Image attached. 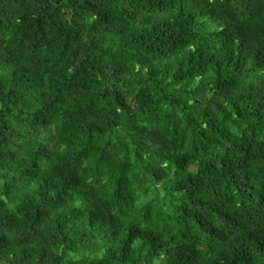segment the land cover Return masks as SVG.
Listing matches in <instances>:
<instances>
[{"label": "trees", "instance_id": "trees-1", "mask_svg": "<svg viewBox=\"0 0 264 264\" xmlns=\"http://www.w3.org/2000/svg\"><path fill=\"white\" fill-rule=\"evenodd\" d=\"M0 264H264V0H0Z\"/></svg>", "mask_w": 264, "mask_h": 264}]
</instances>
